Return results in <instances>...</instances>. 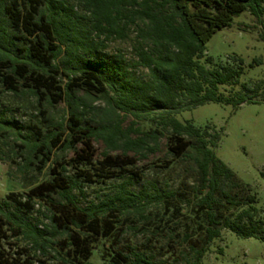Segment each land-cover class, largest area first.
Here are the masks:
<instances>
[{
    "label": "trees",
    "instance_id": "trees-1",
    "mask_svg": "<svg viewBox=\"0 0 264 264\" xmlns=\"http://www.w3.org/2000/svg\"><path fill=\"white\" fill-rule=\"evenodd\" d=\"M247 10L260 19L264 0H0V85L16 94L29 91L40 102L68 103L67 128L50 133L52 146L74 150L88 166L97 161L94 142L102 141L100 169L123 170L135 165L138 156L155 153L167 137L168 153L194 165L189 194L201 231L194 236L190 225L183 235L174 230L186 217L181 196L146 181L143 173L134 172L115 192L82 206L76 190L84 193L95 173L84 167L69 175L66 166L52 167L49 180L0 199V264H90L101 239L119 243L126 219L139 216L148 222L157 213L150 207L161 204L169 214L165 222L176 218L168 230L189 242L191 264H200L225 229L264 240V217L255 195L216 153L221 134L177 117L208 102L239 107L264 101L259 99L264 79L254 85L241 81L242 57L233 55L235 63L218 68L208 67L213 57H205L213 35ZM132 33L136 60L107 51L110 39H127ZM19 44L24 45L23 57L14 49ZM140 67L148 70L147 78L139 74ZM62 74L69 80L64 87ZM80 90L91 99L104 98L106 105L79 98ZM148 121L155 125L147 129ZM25 129L0 111L1 137L22 139ZM32 148L43 165L51 161L47 142ZM39 204L46 206L45 219L36 215ZM110 260L157 264L136 249L118 250Z\"/></svg>",
    "mask_w": 264,
    "mask_h": 264
},
{
    "label": "rangeland",
    "instance_id": "rangeland-1",
    "mask_svg": "<svg viewBox=\"0 0 264 264\" xmlns=\"http://www.w3.org/2000/svg\"><path fill=\"white\" fill-rule=\"evenodd\" d=\"M107 43V51H122L128 60H136L133 50L134 33L130 38L110 39ZM14 49L23 57V44L14 46ZM233 55L244 60L245 73L241 78L242 82L254 85L264 79V15L259 19L247 10L235 17L230 27L218 30L208 41L205 57H213V62L208 63V67L231 65L235 63ZM255 59H260L261 63H254ZM138 72L147 78V69L140 67ZM59 81L64 87L69 80L62 74ZM77 96L93 105H106L104 98L91 99L83 90H80ZM263 98L264 92L259 96V99ZM0 111L4 112L11 122L26 127L22 130L25 138L16 139L14 135L4 137V134L0 136L1 200H5L11 192L25 193L35 185L49 180L52 177V167L60 169L66 166V173L69 175L80 174L81 169L88 167L95 173L93 182L84 185V193L76 190L80 205L88 206L93 201L98 203L105 194L115 192L124 179L137 172L143 173L146 181L155 182L162 190H176L178 196H181L186 217H181L177 225L172 224L174 230L183 235L190 225L194 236L201 232L196 226V220L200 219L189 194L196 175L194 165L187 158L175 159L168 153L167 137L161 139L155 153L149 152L145 157L138 156L135 165H129L123 170H101L100 163L106 147L102 141L94 142L97 161L88 166L77 160L74 150L52 146L50 133L67 128L70 109L66 101L58 104H52L48 100L40 102L38 96L29 91L16 94L0 85ZM177 117L181 121L189 120L203 129L207 127L210 133L221 134L215 149L218 157L236 173L239 180L250 189V193L255 195L257 206L264 217V101L245 103L239 107L208 102L184 111ZM62 122L63 128L60 127ZM144 125L149 129L155 124L148 121ZM43 142H47L52 148L51 161L45 165L37 158L39 154L32 148L36 143ZM77 149L81 152L82 145H78ZM117 152L120 151L114 153ZM36 207L41 211L36 215L45 219L43 213L47 212L46 206L39 204ZM153 211H157L156 216H152L148 222L139 216L126 219L123 222L126 232L119 243L101 239L93 251L90 264H112L111 254L118 250L130 252L131 249L147 252L157 264L193 263L189 242L183 240L180 234L174 235L173 229L168 230L171 221L176 218L165 222L169 214L164 212L162 204L150 207V212ZM200 264H264V240L241 238L225 229L221 236L210 244Z\"/></svg>",
    "mask_w": 264,
    "mask_h": 264
}]
</instances>
